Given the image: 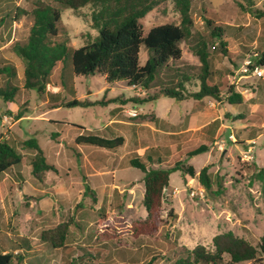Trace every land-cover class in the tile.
<instances>
[{"label": "rangeland", "instance_id": "rangeland-1", "mask_svg": "<svg viewBox=\"0 0 264 264\" xmlns=\"http://www.w3.org/2000/svg\"><path fill=\"white\" fill-rule=\"evenodd\" d=\"M37 1L0 0V8L7 10L10 3L12 8L29 14ZM203 5L218 14L223 30L220 37L209 34ZM192 7L191 36L181 44V60L171 61L158 70L148 89L129 87L124 82L111 85L99 74L75 76L70 58L65 57L53 71L44 94L23 88L14 105L0 99V135L22 156L20 178L13 171L3 183L0 251L30 254L24 264H29L28 260L34 264H68L70 251L47 248L41 242V234L70 220L75 223L68 238L70 247L87 246L97 252L87 264H130L132 259L145 263L153 257L154 264H173L197 245L211 248L215 235L229 231L253 245L259 244L264 234V179L258 176V168H264V72L257 77L254 70L243 72V66L252 49L258 52L264 48V18L260 17L264 0H193ZM92 14V7L78 13L64 9L58 24L59 35L53 40L69 50L94 41L99 31L93 25ZM141 24L147 33L164 24L181 26L182 17L172 2H165L141 19ZM32 26V18L22 13L12 24L0 23V66H15L22 86L24 65L12 47L27 42ZM206 33V48L215 56L216 68L220 73L230 72L229 84L243 95L244 103L230 105L225 91L221 100L206 97L182 102L169 98L146 101L165 88H177L183 95L199 91L201 63L195 49L201 46ZM221 42L227 45V55L220 49ZM151 55L143 46L141 65ZM55 91L61 101L74 97L113 102L107 107L52 110L48 114L51 120L65 121L54 128L48 120L40 121V106ZM16 107V114L8 110ZM133 107L140 109L134 118L126 113ZM23 115L29 119L17 123ZM5 116L10 123L4 122ZM105 124L109 127L104 130L106 135L125 139L122 147L105 151L75 146L77 126L100 129ZM52 132L57 134L55 141L51 140ZM230 134L235 141L229 138ZM31 138L37 139L48 162L55 167L44 182L33 177L34 152L22 146L23 141ZM201 145L208 150L187 156ZM146 156L160 160L148 166L149 170L170 169L179 163L193 166L196 176L174 171L164 191L165 222L160 232L153 237L134 238L132 224L144 219L147 213L143 205L144 173L131 167L129 160ZM206 166L211 191H206L198 179L199 171ZM86 186L90 191L85 195ZM200 186L203 193L199 192ZM174 190L178 193L173 194Z\"/></svg>", "mask_w": 264, "mask_h": 264}, {"label": "trees", "instance_id": "trees-1", "mask_svg": "<svg viewBox=\"0 0 264 264\" xmlns=\"http://www.w3.org/2000/svg\"><path fill=\"white\" fill-rule=\"evenodd\" d=\"M165 2L174 4L182 17V25L164 24L153 27L145 33L141 19ZM192 3L193 0H38L29 14L25 10L12 8L13 4L9 3L7 10L0 8V12L4 13L0 23L12 24L14 19L22 13L32 18L33 26L30 29L27 42L12 47L24 65V84L21 85L15 66L3 64L0 66L2 82L0 98L6 103H14L19 91L23 88L35 90L40 95L44 94L47 85L52 81L53 71L59 63L65 60V57L70 58L72 72L75 76L99 74L109 84L124 82L129 87L148 89L149 84L155 80L158 70L167 67L171 61L181 60V44L191 36ZM86 7L93 8V25L98 29L99 36L87 45L72 50H69L64 44L55 42L53 38H57L59 35L58 24L61 22L63 10L71 9L78 13ZM202 8L204 23L209 34L212 37H220L223 30L218 14L211 9L208 10L204 5ZM260 17L264 18V13ZM206 35L204 38L202 37L201 46L195 49L201 63L199 91L183 95L176 91L177 88H165L146 101L151 102L161 98L177 101L191 98L201 100L206 97L221 100V94L225 91L227 102L230 105L244 103L243 95L236 91L234 85L229 84L228 75L230 72L226 70V73H220L216 68L215 56L210 54L206 48L207 42L204 39L209 37ZM143 46L152 55L144 65H141L140 52ZM226 47L225 42L220 43V49L224 55H227L228 52ZM258 53V56L248 66V71L256 68L264 69V48ZM62 88H65L63 82ZM111 102L113 101L109 103ZM97 105L106 106L107 103L104 100L91 102L74 99L71 102L52 106V108ZM78 128L82 130V133L76 138L75 146L90 145L101 149L115 150L121 147L125 141L123 137L108 138L98 135L96 132L87 131L80 126ZM22 146L34 152L31 167L37 181L42 182L47 172L55 171V167L46 158L45 150L35 138L23 141ZM207 150V146L201 145L194 148L187 156L192 157ZM159 161H154L149 156H146L145 159L134 157L129 160L131 167L144 173L143 205L147 213L144 219L132 224L131 233L134 238L153 237L160 232L165 222L162 218V200L171 174L174 171H182L192 178L196 176L193 166H182L179 163L170 169L149 170L148 166ZM21 163V154L0 135V176L5 175ZM208 169V166L202 168L198 173V179L206 191H211L212 183ZM258 171V176L264 179V168H258ZM88 191L90 188L86 186L85 195ZM171 213L170 211V217H172ZM73 225L75 223L70 220L44 230L41 234V242L47 248L69 250L71 260L68 264H87L91 259H95L97 252L94 248L87 246L70 247L68 238ZM29 255L24 252L15 254L14 252L0 251V264H24L26 256ZM245 262L264 264V234L259 244L253 245L233 232L221 233L213 237L211 248L197 245L185 257L177 259L173 264H241ZM28 263L34 264L32 260H28ZM154 263L153 257L145 263H136L135 259H132L130 264Z\"/></svg>", "mask_w": 264, "mask_h": 264}, {"label": "crops", "instance_id": "crops-1", "mask_svg": "<svg viewBox=\"0 0 264 264\" xmlns=\"http://www.w3.org/2000/svg\"><path fill=\"white\" fill-rule=\"evenodd\" d=\"M118 83H120V82H117V83H113V84H111V85H116V84H118ZM109 84V83H108ZM55 88V87H54ZM57 88V87H56ZM59 89V88H58ZM113 91V90H112ZM56 92L57 91H55V92H52L53 93V95H51V96H49V95H47L46 96V99H44L42 102H41V106L40 107H42V111H41V113H40V121H42V122H46L47 120L49 121V124L51 125V126H53L54 128H57V126H60V125H63V123L65 122V121H53V120H51L49 117H48V114L50 113V111H52V110H55V109H59V108H64V107H56V108H52V106H56L57 104H61V103H67V102H71V101H73L75 98L74 97H72L71 98V100L70 99H68V100H66V101H61L60 100V98H59V95L57 94L56 95ZM114 92V91H113ZM73 94H74V92H71V95L73 96ZM110 97H115V96H110ZM1 99V98H0ZM2 100V99H1ZM77 100V99H76ZM159 100V99H158ZM3 101V100H2ZM81 101H91V102H95V101H97V100H89V99H86V100H81ZM184 101H187V100H184ZM4 102V101H3ZM180 102V101H179ZM182 102V101H181ZM6 103V102H5ZM8 104H12V105H14V103H10V102H7ZM112 103V102H111ZM111 103H107V105L106 106H104V107H107L108 105H110ZM97 106H99V105H97ZM92 107H96V106H92ZM84 108H87V107H84ZM15 109H17V107L15 108ZM14 108L13 109H8L9 111H14V113L13 114H16L17 112H18V109L17 110H15ZM113 110H114V108H112V109H110V113L111 112H113ZM159 117V116H158ZM29 119V116H27V115H23L22 117H20L16 122L17 123H20V124H22L24 121H26V120H28ZM161 119V118H160ZM0 125H1V127H3V125L1 124V122H0ZM77 127H79V126H77ZM81 127V126H80ZM82 128H84V127H82ZM107 128H109L108 127V124H105L102 128H100V129H88V128H84L85 130H87V131H92V132H96L98 135H101V136H103V137H108V138H116V137H120V136H116V137H111V136H108V135H106L105 133H104V130H106ZM78 133H77V136L75 137V140H76V138L82 133V130L81 129H79L78 128ZM55 134V135H54ZM56 138H57V134L56 133H54V132H52L51 133V140L52 141H55L56 140ZM37 140V139H36ZM75 140H74V144H75ZM125 140V139H124ZM124 143H125V141H124ZM124 145V144H123ZM122 145V146H123ZM80 146H85V147H89V148H93V149H97V150H105V151H111V150H106V149H101V148H98V147H95V146H90V145H78V146H76V147H80ZM121 146V147H122ZM120 148V147H119ZM118 149V148H117ZM117 149H115V150H117ZM114 151V150H113ZM93 156H94V154H93ZM20 165H22V163L20 164ZM20 165L19 166H17V167H14V168H12L8 173H6L5 175H2V176H0V196L4 193V188H5V185L3 184L5 181H6V179H8V178H10L9 177V175L11 174V173H13V171H14V173H15V175H16V177L17 178H20V173L18 172V170L20 169H18V167H20ZM51 171H49V172H47V173H50ZM46 173V175H48ZM33 174V173H32ZM34 177V176H33ZM46 177V176H45ZM35 179V178H34ZM36 180V179H35ZM44 180H45V178L43 179V181L42 182H44ZM38 182H40V181H38ZM185 182H186V184H187V186L188 187H190L189 186V178L188 177H186L185 178ZM166 190V189H165ZM18 191H20V189L18 188ZM5 195H6V193H5ZM14 253H18V252H16V251H14ZM37 260L35 259V262H36ZM33 262V261H32ZM37 263H39L38 261H37Z\"/></svg>", "mask_w": 264, "mask_h": 264}, {"label": "built area", "instance_id": "built-area-1", "mask_svg": "<svg viewBox=\"0 0 264 264\" xmlns=\"http://www.w3.org/2000/svg\"><path fill=\"white\" fill-rule=\"evenodd\" d=\"M213 49H215V47H213ZM258 52H257V50H256V48L255 49H252V54H251V56H250V59H248V60H246L245 62H244V68H243V72H247L248 71V66L253 62V60L258 56ZM264 72V69L263 68H256V69H254V74L257 76V77H261L262 76V73ZM139 110L140 109H138V108H136V107H133L132 109H127V111H126V113L130 116V117H132V118H134V117H137V115H138V113H139ZM4 122H6V123H10L9 122V119L5 116L4 117ZM229 138L232 140V141H235V138H234V135L233 134H230V136H229ZM253 143H255V142H253ZM251 148V147H250ZM251 151V150H250ZM199 192L200 193H203L204 192V190H203V188L200 186V189H199ZM178 193V190H174L173 191V194H177Z\"/></svg>", "mask_w": 264, "mask_h": 264}]
</instances>
